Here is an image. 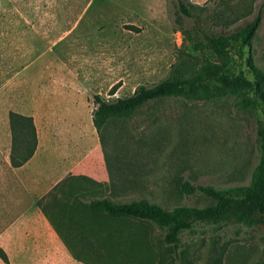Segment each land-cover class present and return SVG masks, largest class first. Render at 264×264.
Instances as JSON below:
<instances>
[{
  "label": "rangeland",
  "instance_id": "obj_1",
  "mask_svg": "<svg viewBox=\"0 0 264 264\" xmlns=\"http://www.w3.org/2000/svg\"><path fill=\"white\" fill-rule=\"evenodd\" d=\"M205 2V10L186 17L176 0H0V162L10 146L8 111L28 110L33 96L57 94L62 99L66 87L54 89V81L76 84L77 93L92 106L96 94L109 100L128 96L139 84L162 79L176 60L177 48L190 49L205 33L232 31L258 11L261 22L251 54L264 71V0ZM130 24L138 29H128ZM203 56L212 58L208 52ZM113 85L117 88L111 94ZM48 104L42 103L36 113L40 134L53 121L46 115ZM90 116L82 117L89 127ZM262 118L259 110L229 93L202 100L171 97L109 120L100 138L94 132L102 143L107 181L97 186L69 180L53 188L50 182L51 187L34 196L39 216L25 217L29 227L16 219L17 208L0 206V257L10 252L7 264H55L34 254L51 250L48 239L33 251L32 233L44 231L33 230L31 224L44 223L48 231L50 226L58 229L65 247L84 264H264L260 223L201 224L183 232L174 250L151 221L108 218L83 205L109 196L125 201L144 197L166 207L205 206L211 198L182 194L176 181L248 184L260 154L256 127ZM91 133L89 129L88 137ZM47 165L46 155L37 158L42 180L49 178Z\"/></svg>",
  "mask_w": 264,
  "mask_h": 264
},
{
  "label": "trees",
  "instance_id": "obj_2",
  "mask_svg": "<svg viewBox=\"0 0 264 264\" xmlns=\"http://www.w3.org/2000/svg\"><path fill=\"white\" fill-rule=\"evenodd\" d=\"M176 1L178 11L186 17H192L193 11L199 13L206 8L205 4L191 3L189 0ZM260 22L261 12L258 11L252 19L232 31L203 34L202 40L191 42L190 49L182 47L175 50L176 60L158 82L139 84L132 94L113 100L96 94L91 111L92 124L100 138L109 120L128 117L138 108L152 102L171 97L202 100L235 93L242 105L263 114L256 127L260 154L248 184L221 187L177 180L176 188L180 193L194 195L199 192L212 199L211 203L201 207H166L144 197L125 201L109 196L91 198L84 206L108 218L151 221L163 230V243L174 250L179 248L183 232L191 231L201 224L235 220L246 225H264V71L254 64L251 54L252 39ZM127 28L138 29L135 25H127ZM207 52L212 58L203 56ZM116 88V85L111 87V94ZM8 121L11 132L9 160L13 167H18L31 158L36 149V127L32 116L12 110L8 112ZM100 144L102 146L101 141ZM69 180L65 178L55 186ZM88 180V185L99 186L102 183ZM1 258L7 262L5 255Z\"/></svg>",
  "mask_w": 264,
  "mask_h": 264
},
{
  "label": "crops",
  "instance_id": "obj_3",
  "mask_svg": "<svg viewBox=\"0 0 264 264\" xmlns=\"http://www.w3.org/2000/svg\"><path fill=\"white\" fill-rule=\"evenodd\" d=\"M189 1L191 3L202 4L206 0ZM69 82L65 79L61 83L57 82V80L53 82L54 89H56V86L66 87L68 94L62 96V99H58L57 94L53 98L45 97L47 100L43 96H33L30 98L28 110L15 111L32 116L36 127L35 117L37 111H40L44 107L42 103L50 102L46 115L49 119L53 120H51L52 122L49 121L46 128L41 131V134L40 130L36 127V149L31 158L18 167H13L9 160L11 149L10 132V146L4 161L0 162V206L9 211L16 210L17 208L16 213L20 216L16 217V219L21 218L23 226H30L26 222V218H29L30 214H38L39 216V200L37 201L34 196L43 188L50 186V182H53L51 185L53 188L65 178L85 185L88 184V179L96 182L107 181V175L103 171L106 163L102 156L103 152L101 144L99 145V138L94 133L96 130L91 122L89 127L88 124L82 121V117L86 114L91 115L92 102L80 96L77 93L76 84ZM89 129L92 133L88 137ZM38 155H46L47 157L48 165L46 171L51 173L49 174L45 171L49 177L47 180H42L40 175L37 174L35 163L37 158L40 157ZM45 172H42L41 175L44 176ZM39 225L33 226L31 224L33 230L41 229L44 231L37 235L32 233L31 242L34 247L33 251L35 246L40 247L38 243L44 241L45 238L48 239L49 246H51V250L47 254L35 251L34 254L39 261L46 262L48 260L55 264H84L82 257L72 254L65 247L66 244L63 242V237L58 229L55 230L50 226L51 230L48 231L44 223H40ZM95 232H99L98 229ZM81 236L89 239L92 238L89 233H84ZM96 237L99 238V235ZM37 239L39 242H37ZM7 255V262H4L0 257V260L6 264L11 258L10 252Z\"/></svg>",
  "mask_w": 264,
  "mask_h": 264
}]
</instances>
